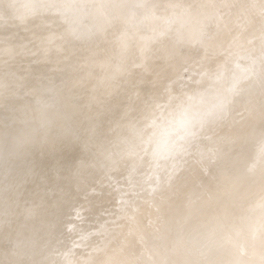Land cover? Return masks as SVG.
Here are the masks:
<instances>
[{
  "label": "bare ground",
  "instance_id": "1",
  "mask_svg": "<svg viewBox=\"0 0 264 264\" xmlns=\"http://www.w3.org/2000/svg\"><path fill=\"white\" fill-rule=\"evenodd\" d=\"M263 121L264 0H0V264H256Z\"/></svg>",
  "mask_w": 264,
  "mask_h": 264
},
{
  "label": "rangeland",
  "instance_id": "2",
  "mask_svg": "<svg viewBox=\"0 0 264 264\" xmlns=\"http://www.w3.org/2000/svg\"><path fill=\"white\" fill-rule=\"evenodd\" d=\"M242 34H243V33H241V37H243ZM238 36H239V35H238ZM241 37H238V38H241ZM258 87H259V86H258ZM246 121H247V120H246ZM250 121H252V120H249L248 123H250ZM252 122H253V121H252ZM253 123H254V122H253ZM262 123L264 124V121H263ZM258 124H259V123H258ZM251 125H254V124H251ZM237 139H238V138H237ZM245 140H246V139H245ZM234 141H235V140H234ZM234 141H232V142H233L232 144H234ZM242 141H244V138H243ZM242 141H241V142H242ZM235 143H236V141H235ZM233 149H234V145H233ZM232 151H233V150H232ZM238 151H239V150H238ZM258 151H260V148L258 149ZM258 151H257V153L260 154V152H258ZM257 153H256V154H257ZM256 154H255V155H256ZM255 155H254V157H255V160H256V158L259 157V155H258V154H257L258 156H255ZM261 155H262V152H261ZM261 155H260V157H261ZM263 156H264V155H263ZM260 157L257 158V160L260 159ZM232 158H233V157H232ZM262 159H263V158H262ZM262 159H260V160H262ZM252 160H253L252 163H254V158H253ZM257 160H256V162H257ZM258 161H259V160H258ZM249 162H250V161H248V163H249ZM243 164H244V163H243ZM243 164H242V165H243ZM257 164H258V163H257ZM244 165H245V164H244ZM244 165H243V167H244ZM241 168H242V166L240 165L239 170H240ZM242 169H244V168H242ZM240 171H242V170H240ZM237 174H238V173H236L235 176H236ZM215 175L217 176L216 173H215ZM235 176H234V177H235ZM234 177L232 178V180L234 179ZM237 180H239V179H237ZM233 181H235V180H233ZM233 181L230 180V182H229V181H228V182H229V184H233V183H231V182H233ZM221 182L223 183V186H222V187L224 188V190H223V189H222V190L225 191V190L229 189L230 191H229V190H227V191H228V193H230V192L232 191V190H231V185H230V188H228L227 186H228L229 184H228V185L225 184V183H228V182H226V181H225V183H224L223 181H221ZM224 184H225V185H224ZM234 184H235V182H234ZM202 185H203V184H201V186L199 185V188H200L199 191H200V192L203 191L204 194H203L202 192L200 193V192L198 191L199 194H200V195L202 194V195H204V196H206V195L208 196L209 194H207V191L204 192V190H201L202 187H203V189L206 188V187H204V186H202ZM224 186H226L227 188H225ZM232 186H233V185H232ZM206 189H207V188H206ZM222 190H221V193H220V194H224V196H226V195H227V191H226V192H223ZM244 190H245V191H244ZM244 190L241 189V190H238V192H241V191L244 192V193H240L241 195H242V194H246V193H247V192H246L247 190H248V192H252V190H249V189H247V190L244 189ZM208 191H209V190H208ZM238 192H234V191H233L234 196H233V193H232V192L230 193V194L232 195V199L234 200V201H233L234 203L232 202V199L229 200V201H230L231 205L234 204V205H233L234 208H235V205H237V204H235V202H238V201H237V198H238V199L241 198V196L238 195V194H239ZM245 192H246V193H245ZM253 192H254V191H253ZM253 192H252V193H253ZM208 193H209V192H208ZM236 193H237V194H236ZM252 193H248L247 195H244V199H242V200L246 203V202H247V201H246L247 198H246L245 196H247L248 198H250L249 196L252 195ZM205 194H206V195H205ZM220 194H219L218 196H220ZM225 194H226V195H225ZM235 194H236V196L238 195L237 198H235L236 200L234 199V197H236ZM253 194H255V193H253ZM263 194H264V192H263ZM202 195H201V196H202ZM248 195H249V196H248ZM256 195H257V194H256ZM256 195H255V196H256ZM209 196H210V195H209ZM221 196H222V195H221ZM227 196H228V195H227ZM252 196H253V195H252ZM259 196H260V197H259L260 200L257 199L258 196H257L256 199L258 200V202H260V201L262 202V200L264 199V198H263L264 195H260V194H259ZM262 196H263V197H262ZM242 197H243V196H242ZM254 198H255V197H254ZM261 198H262V199H261ZM240 200H241V199H239V201H240ZM247 200H249V199H247ZM250 200H251V202H252V201H255V202H256V200H252L251 198H250ZM243 201H241L243 204H242L241 202H238L239 204L241 203L242 205H241V204L238 205L237 208H240V210H241V208L243 207V208H242V209H244L243 211H246V210H245V207H244L245 203H244ZM227 202H228V201H227ZM248 202H250V201H248ZM251 202H250V203H251ZM263 203H264V202H263ZM258 204H259V203H258ZM254 205H255V204H254ZM233 206H232V211H233ZM240 206H242V207H240ZM224 207H225V203H224ZM230 207H231V206H230ZM252 207H253V206H252ZM252 207H251V208H252ZM226 208H227V205H226ZM226 210H227V209H226ZM228 211H229V210H228ZM228 211H226V212L224 211V212L227 213ZM248 211H249V210H248ZM229 212H230V211H229ZM229 212H228V213H229ZM241 212H242V211H241ZM242 213H243V212H242ZM246 213H247V211L244 212V216L247 215ZM232 214H234V213H232ZM236 214H237V213H235V215H236ZM235 215H234V217L232 218V222H234L235 217H238V219H240V223H239V225H241V221L244 220V218L251 219V218H250V215H252V218H253L254 213H252V214L250 213L249 215H247V217H244L243 214H241L242 216H241L240 214H239L240 216H239L238 214H237L236 216H235ZM232 216H233V215H232ZM240 217H241V218H240ZM242 217H244V218L242 219ZM238 219L236 218L235 223H232V229H233L234 227H236V226H238V228H240V229L236 228V229H237V230H236V229L234 228V230L232 231V229H231V231H232V233H234V231L236 232V233H235V235H237V236H236V241H242V240H244L243 238H246V235H247L246 232L243 233V229H244V228L246 229V227H248V226H247V225H246V227L242 226L243 223H244V222L242 221V225H241V227H243V229H242L241 227H239V225H238V223H237ZM248 219H246V220H248ZM254 219H256L255 216H254ZM246 220H245V221H246ZM248 221L250 222L251 220H248ZM248 221H246L244 224H246ZM255 221H256V220H255ZM255 221L253 220L252 223L254 222L253 224H255ZM236 223H237V225H236ZM233 224H235V226H234ZM248 225H249V223H248ZM253 226H254V225H251L250 227L252 228ZM248 229H249V227L247 228V230H248ZM255 229H256V228H255ZM238 230H241L242 234H244V235L240 234V236H239V235L237 234V233H238ZM231 231H230L229 233H231ZM244 231H246V230H244ZM251 231H254V229H251V230L249 229V230H248V234H249ZM251 233H253V234L255 235V231H254V232H251ZM191 234H192V233H191ZM245 234H246V235H245ZM192 235H193V234H192ZM230 235H231V234H230ZM230 235H228V237H230ZM232 235H233V237H232ZM232 235H231V237L234 238L235 235H234V234H232ZM241 235H242V236H245V237L242 238ZM249 235L254 236V235H252V234H249ZM249 235H247V236H249ZM194 236H195V234H194ZM251 236H250V241H252V240H251V239H252ZM195 237H197V236H195ZM228 237H227V238H228ZM231 237L228 238V239H225V240H228L226 243H229V240L231 239ZM238 237H239V238L241 237V239L239 240ZM246 239L248 240V242H250V241H249V238H246ZM246 239H245V240H246ZM230 241H231L230 243H232L233 240L231 239ZM234 241H235V239H234ZM234 241H233V242H234ZM245 242H246V241H245ZM236 243H238V242H236ZM240 243H241L240 248H241V246L243 247V245H244V247H245V245L247 244V243L245 244L243 241L240 242ZM243 243H244V244H243ZM232 244H233V243H232ZM238 244H239V243H238ZM226 245H227V244H225L226 250H225V248H224V251H226L227 254H229V255H227V254L225 253V254L227 255V256L225 257V259H227V258H229V257L231 256V260H230V258L227 260V261H229L228 264H231L230 261H231V262H232V261H233V262L235 261V260H232L233 257H232V255H231V253H232L231 251H234V248L232 247L231 244H229V245H231V248H230L229 246H226ZM233 245H234V244H233ZM247 245H249V244H247ZM247 245H246V247H247ZM219 247H220V246H219ZM228 247H229V248H228ZM244 247H243V248H244ZM243 248H241V249H242V252H241V249H240V251H239L240 254H239L238 252H235V251L232 253V254H234V253H238V254L235 255V259H236V258H239V257H238L239 255H241V256H240V258H241L243 254H245V253H246V255L248 254V251H247V250H248L249 246H248V248H245V249H247V250H244V251H243ZM229 249H230V250L233 249V250L230 251ZM220 250H223V249L220 248L219 251H220ZM235 250H236V249H235ZM237 250H238V249H237ZM228 252H231V253H228ZM243 252H244V253H243ZM225 254H224V256H225ZM228 256H229V257H228ZM244 257H245V255H244ZM244 257H242V258H244ZM247 257H248V255H247ZM247 257H245V258L248 259ZM242 258H241V259H242ZM245 258L243 259V260H244L243 262L248 264V262H245ZM236 260H237V259H236ZM227 261H226V262H227ZM240 261H241V260H240ZM246 261H248V260H246ZM226 262H225V263H226ZM243 262H238V261H237V262H235V263H238V264L241 263V264H242ZM235 263H234V264H235ZM232 264H233V263H232ZM256 264H264V255H262V256L258 259V261L256 262Z\"/></svg>",
  "mask_w": 264,
  "mask_h": 264
}]
</instances>
